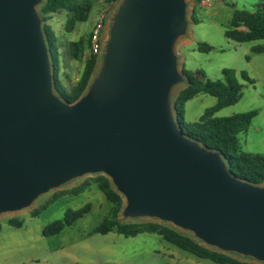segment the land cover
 I'll use <instances>...</instances> for the list:
<instances>
[{
    "label": "water",
    "instance_id": "obj_1",
    "mask_svg": "<svg viewBox=\"0 0 264 264\" xmlns=\"http://www.w3.org/2000/svg\"><path fill=\"white\" fill-rule=\"evenodd\" d=\"M45 2L0 0V216L103 175L123 197V222L171 224L264 264V185L234 176L175 114L173 92L188 83L176 51L190 27L188 1L119 0L100 66L74 103L55 88Z\"/></svg>",
    "mask_w": 264,
    "mask_h": 264
},
{
    "label": "rangeland",
    "instance_id": "obj_2",
    "mask_svg": "<svg viewBox=\"0 0 264 264\" xmlns=\"http://www.w3.org/2000/svg\"><path fill=\"white\" fill-rule=\"evenodd\" d=\"M84 1L87 0H80ZM89 1L92 8L88 21L77 23L72 32L66 31L65 11L44 22L57 35L59 80L68 92L79 81L88 56V51L81 54L76 52L72 43L83 39L87 45L100 13L108 9L109 18L118 5V2L110 3L108 0ZM187 1L190 27L188 35L176 47L180 69L195 76L198 72L204 81L221 79L223 69L237 72L238 80L243 85L242 96L236 104L220 110L215 116L231 117L257 111V116L247 130L238 135V139L242 151L264 154V39L238 43L225 36L236 10L251 11L264 0H211L210 7L203 6L201 0ZM107 35L108 21L103 42ZM202 43L213 49L209 52L200 51L198 46ZM256 48L262 50L256 51ZM99 66L100 62L96 72ZM241 72H245L253 83L242 80ZM185 86L180 85L174 90L173 102ZM217 102L216 95L206 92L187 102V126L199 124L205 111ZM94 177L88 175L52 191L38 199L29 209L1 215L0 264H216L179 249L156 233L143 232L126 237L116 231L108 234L95 232L104 218L112 214L115 205L107 200L93 181ZM84 182H89L90 186L84 192L73 195L71 190ZM86 204H91V211L72 226L54 236L43 234L46 226L63 219L69 209L78 210ZM11 219L21 221L22 226L18 228L10 225ZM124 222H154L174 227L153 219Z\"/></svg>",
    "mask_w": 264,
    "mask_h": 264
},
{
    "label": "trees",
    "instance_id": "obj_3",
    "mask_svg": "<svg viewBox=\"0 0 264 264\" xmlns=\"http://www.w3.org/2000/svg\"><path fill=\"white\" fill-rule=\"evenodd\" d=\"M108 1L116 3L119 0ZM91 8L92 4L89 0L84 2H80V0H46L39 11L44 22L48 21L51 16L65 11L67 13L66 31L72 32L77 23L88 21ZM193 17L194 15H192V19H194ZM44 31L52 52L56 91L64 101L74 103L85 93L99 63V56L90 54L91 34L87 45L83 39L72 43L76 52L81 54L88 51V56L79 81L68 92L64 86L60 85L59 80V45L57 35L47 24L44 25ZM225 36L238 43L264 39V3H257L251 11L236 10ZM198 48L204 52H209L213 49V47L204 43L200 44ZM255 50L261 51L262 49L256 48ZM183 71L187 76L188 83L174 100V108L184 133L204 147L220 152L230 171L237 178L256 185H264V154L242 151L238 139V135L247 130L258 112L251 111L231 117L215 116L220 110L232 106L240 100L243 85L238 80L237 72L233 69H223L221 79L204 81L201 78L203 76L198 74V72H196L195 76L185 71V69ZM241 78L244 81L253 83V80L245 72H241ZM202 92L216 95L218 102L205 111L200 118L199 124L187 126L185 123L186 104ZM93 181L104 193L107 200L115 205L112 214L105 217L103 222L95 228L97 233L108 234L116 231L126 237H133L143 232H151L160 235L164 240L179 249L187 251L200 259L211 260L216 264H261L210 249L196 241L193 236L171 226L154 222H123L120 218L124 206L123 197L117 193L107 177L98 175L94 177ZM89 186V182H84L72 189L71 193L78 195ZM91 209V204H86L78 210L69 209L63 219L56 220L46 226L43 234L45 236H54L61 233L66 227L72 226L78 219L89 213ZM9 224L18 228L22 226L21 221L16 219L9 220Z\"/></svg>",
    "mask_w": 264,
    "mask_h": 264
},
{
    "label": "built area",
    "instance_id": "obj_4",
    "mask_svg": "<svg viewBox=\"0 0 264 264\" xmlns=\"http://www.w3.org/2000/svg\"><path fill=\"white\" fill-rule=\"evenodd\" d=\"M203 6L210 7L211 0H201ZM108 21V9L100 13L91 33L90 54L100 56L103 48V32Z\"/></svg>",
    "mask_w": 264,
    "mask_h": 264
}]
</instances>
